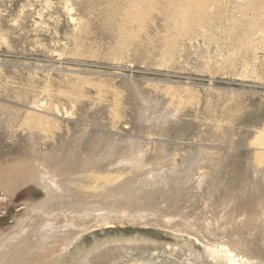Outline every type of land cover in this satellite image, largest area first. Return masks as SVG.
<instances>
[{
	"label": "rangeland",
	"instance_id": "1",
	"mask_svg": "<svg viewBox=\"0 0 264 264\" xmlns=\"http://www.w3.org/2000/svg\"><path fill=\"white\" fill-rule=\"evenodd\" d=\"M193 2L0 0V124L17 134L30 114L39 115L29 107L41 100L50 117L40 114V153L74 149L88 132L119 152L137 143L147 166L158 159L151 187L158 191L146 207L183 224L104 221L61 264H225L210 255L200 232L237 234L235 226L217 229L219 215L242 194L240 213L264 200V175L257 173L264 169L257 151L264 139V0H209L204 12ZM144 165L106 169L135 189ZM32 185L0 207V234L35 216L29 205L46 196ZM110 192L106 201L116 194ZM254 220L238 235L264 263V226Z\"/></svg>",
	"mask_w": 264,
	"mask_h": 264
},
{
	"label": "bare ground",
	"instance_id": "2",
	"mask_svg": "<svg viewBox=\"0 0 264 264\" xmlns=\"http://www.w3.org/2000/svg\"><path fill=\"white\" fill-rule=\"evenodd\" d=\"M197 1L198 2H195L196 4L193 2L192 6L196 7L197 5L202 11L204 8H207L209 0ZM47 96L48 94L45 97ZM44 102L45 101L38 100L29 107L34 111L32 113H40L39 115L30 114L31 117L27 119L28 122L26 123V128H22L17 134H14L10 128H5L3 123L0 124V126L3 127V130L1 131H4L2 137L3 139H8L9 142L7 145L0 144V159H5V161L0 162V207L3 206V203L8 199L11 201L15 198L21 189L31 184H33L32 186L35 184L40 187L46 196L44 201L29 205L28 208L35 214L34 217L30 218L28 221H22L18 225V228H15L16 230L11 234H0V264H59V262L61 264L60 259L62 255L67 253L78 239L86 235V233H91L94 229L100 227L104 221L111 223L112 221L115 222L116 220L119 221L123 218H129L135 223V225L147 224L150 226H165L167 224H174L175 226H183L180 219L177 220L176 218L163 215L158 209H153L154 207L152 209L146 207L147 202H149L148 206H150V203H152L153 200H151L152 195L158 191V189H155L156 187L151 188L154 187L152 182L154 179L152 176V169L155 170L156 164H158V159L156 157L151 158L150 165L147 166V162L150 158H144L145 155L139 156L138 152L136 153V147L138 146L137 143H131L129 149L119 152L115 150L113 147L114 145H103V136H99L98 133L88 132L78 139L74 149L72 148L66 152L56 150L55 152L40 153L37 150L38 137L42 136L41 132L43 131L41 129L46 126L45 117L42 116L43 114H40L44 112V114L49 116V114L44 111L45 109H48L47 105L49 102ZM50 109L51 108H49V110ZM50 111L52 112V110ZM94 130H97V128H94ZM40 139L42 140L41 137ZM22 142H25V145H20ZM10 144L12 145V148L9 149V146H11ZM257 146V151L260 152L258 155L264 157V139L259 141ZM14 147L17 150L18 156L11 158V152H13ZM160 157L161 156L159 155L158 158ZM143 158L144 161H142ZM140 161L142 163L144 162L145 165L144 169L138 170L139 173H137V177L142 178L141 180L138 178L140 180V182L136 181L138 187L133 189L134 187L130 188L132 186L129 187V185H127L128 180L126 179L128 178L124 180V175H120L116 171L120 170L121 168L119 167L121 166L134 165ZM258 161L259 160H255L254 162ZM257 164L259 165V162ZM115 166L117 167L116 171L106 169ZM114 171L115 173H113ZM257 173L264 175V169L261 171L258 170ZM199 180V183H202V178H199ZM126 185L128 187H126ZM108 191H112L110 193L116 192L113 197L111 196L112 198L109 196L111 201L105 200V198L108 197ZM160 191L162 192V189H160ZM261 192L260 193L263 194V191ZM120 194H122V198L118 197ZM73 197L77 198L76 201H71V203L68 202V200H72ZM242 197L238 198V200L231 205L228 203L230 205L229 209L223 211L217 218V229H220L222 226L232 228L235 226L234 228L240 232L246 226L248 227L252 221L255 222L254 219H260V224L264 226L263 198L261 201L257 202L258 204L252 209L251 212L255 214L253 217V215H251L252 213H240L242 211L239 210L242 208L243 203H240L239 199L242 200ZM103 199L105 200L104 203ZM253 203H256L255 200ZM245 205L246 208L250 207L248 206L249 204ZM56 206H60V208L56 209ZM194 219H196V217ZM225 227L223 228L225 229ZM207 229L208 228H206V230ZM207 231L210 232L211 230ZM238 232L237 234H230L229 236H227L228 234L226 236H221L217 233L211 232L209 234L205 233V235L202 231L200 233L208 242L207 246L210 255L216 259L225 261V264H264L259 260H256L254 255L252 256V249L249 246L250 242L241 238L242 236L240 237ZM235 236L239 237L238 240L232 241L231 239ZM121 242H124V240ZM88 262H91V260L84 259L80 264H87Z\"/></svg>",
	"mask_w": 264,
	"mask_h": 264
}]
</instances>
